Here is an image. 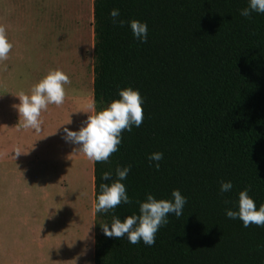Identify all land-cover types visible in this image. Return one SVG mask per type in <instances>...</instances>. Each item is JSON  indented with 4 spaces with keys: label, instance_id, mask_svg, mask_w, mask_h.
Listing matches in <instances>:
<instances>
[{
    "label": "trees",
    "instance_id": "1",
    "mask_svg": "<svg viewBox=\"0 0 264 264\" xmlns=\"http://www.w3.org/2000/svg\"><path fill=\"white\" fill-rule=\"evenodd\" d=\"M248 0H94L93 101L102 110L118 90L138 89L139 127L121 132L107 162H93L95 203L104 172L130 166L122 183L132 203L99 213L139 214L146 193L187 198L151 246L98 232L95 264H264V226L228 219L247 188L264 204V13L240 15ZM119 9L114 24L109 15ZM148 26L145 43L127 21ZM161 152L159 170L147 156ZM221 181L232 190L219 195Z\"/></svg>",
    "mask_w": 264,
    "mask_h": 264
},
{
    "label": "crops",
    "instance_id": "2",
    "mask_svg": "<svg viewBox=\"0 0 264 264\" xmlns=\"http://www.w3.org/2000/svg\"><path fill=\"white\" fill-rule=\"evenodd\" d=\"M93 2L90 0L92 15ZM92 20L91 17V23ZM0 27L12 45L7 58L0 63H14L15 73L22 82L32 76L38 83L42 79L43 62L42 0H0ZM93 32L92 27L83 39L81 63L94 55ZM52 57L53 63H59L73 56L61 46ZM33 68L27 78L26 70ZM2 161L20 162L10 152ZM46 162L39 159L43 167ZM36 164L38 161L31 157L27 167ZM87 170H91L88 184L81 188L70 187L73 180L68 175L58 177L51 182L52 186L42 187L41 172H12L11 187L0 190V264H95L99 228L93 161ZM14 179L19 184L26 181L28 186L20 187Z\"/></svg>",
    "mask_w": 264,
    "mask_h": 264
},
{
    "label": "clouds",
    "instance_id": "3",
    "mask_svg": "<svg viewBox=\"0 0 264 264\" xmlns=\"http://www.w3.org/2000/svg\"><path fill=\"white\" fill-rule=\"evenodd\" d=\"M264 13V0H248V6L240 10V15L250 17L251 13ZM112 22L123 26L126 22L118 19L119 9H111L109 12ZM133 38L140 43H145L148 36V26L145 22L138 20L127 21ZM12 48L7 41L5 30L0 27V61L7 58ZM69 83L68 76L61 70H49L38 83L32 88L30 94L21 92L17 97L19 104L13 105L23 119L25 128H32L39 132L41 111L49 104L57 106L64 102L65 85ZM118 99L112 100L102 110L97 111L95 101L87 105L88 114L78 130L63 128L64 135L61 137L65 143L76 147L73 153H82L93 162H107L109 156L117 151V146L121 143V132L131 131L133 127H139L143 119V98L138 89L127 87L118 90ZM15 157L20 155L17 149ZM163 158V153L154 152L147 156L150 166L159 170V161ZM130 171V166L115 169V178L112 172H104L101 180L107 183L99 185V194L96 196L95 211L99 213L114 210L121 203L127 205L132 203L127 194L125 184L122 183ZM231 181H221L219 184V195H223L232 190ZM139 214L126 216L121 221L113 215L110 224H105L102 228L103 234L107 237H126L129 243L135 244L142 241L145 245L151 246L155 242V234L158 229L168 223V217L174 215L179 218L182 213L187 198L183 196L179 189H173L171 199H156L151 193L145 194L143 201H137ZM225 216L228 219H239L244 227L250 223L257 226H264V204L257 208L253 199L249 196L247 188L238 193L236 210L225 209Z\"/></svg>",
    "mask_w": 264,
    "mask_h": 264
},
{
    "label": "rangeland",
    "instance_id": "4",
    "mask_svg": "<svg viewBox=\"0 0 264 264\" xmlns=\"http://www.w3.org/2000/svg\"><path fill=\"white\" fill-rule=\"evenodd\" d=\"M91 17L93 18L90 0H42V78L49 70L59 69L68 76L69 83L64 86V102L59 106L49 104L42 110L39 132L25 128L23 119L19 118L13 107L19 104L17 97L21 92L27 94L31 91V84L36 83L35 79L30 76V82H22L15 73L14 63H0V190L11 187L12 172H41L42 187L52 186L51 182L67 175L73 180L70 187L81 188L88 184L91 170L88 171L87 168L91 167L92 161L82 153H73L76 146L65 143L61 137L64 135L63 128L78 130L82 126L81 122L91 114L87 105L93 102L94 55L84 63H81L79 57L83 39L93 27ZM6 38L8 41L7 35ZM61 46L73 57L53 63L52 55ZM33 70L34 68L26 70L27 78ZM36 72L38 74V66ZM17 149L20 155L16 158L20 162L2 161L9 152L15 155ZM31 157L38 164L28 168ZM40 158L47 161L45 167L39 165ZM14 182L17 183L15 179ZM19 186L28 185L24 181ZM101 227L103 224L98 220L99 233L103 231Z\"/></svg>",
    "mask_w": 264,
    "mask_h": 264
}]
</instances>
